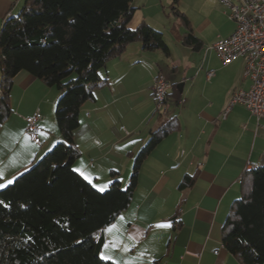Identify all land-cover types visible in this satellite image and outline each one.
Segmentation results:
<instances>
[{
    "label": "crops",
    "instance_id": "crops-1",
    "mask_svg": "<svg viewBox=\"0 0 264 264\" xmlns=\"http://www.w3.org/2000/svg\"><path fill=\"white\" fill-rule=\"evenodd\" d=\"M162 1L142 4L149 3L160 13ZM205 1L214 9L223 7L219 0ZM23 2L0 0V28ZM142 17L140 21L151 23L152 16ZM228 33H218L213 43ZM147 53L140 42H133L121 56L109 60L101 69L107 82L81 108L74 132L80 155L74 168L100 189L111 182V170L119 172L124 186L128 184L135 155L165 118L146 119L153 109L149 100L143 119H118L125 112L120 99L137 92L154 98L156 77L171 78L158 62L160 55ZM146 65L153 70L142 81ZM244 67L243 58L224 64L207 49L192 75L179 81L184 83L182 98L172 113L180 128L145 159L131 204L99 233L103 258L110 257L115 264H242L223 245L224 223L240 196L243 172L264 164V117L258 120L243 104H235L224 116L232 94L250 88ZM59 96L57 88L31 73L17 74L10 97L13 111L0 128V184L13 180L61 140L55 120ZM37 113L41 119L33 138L26 131L27 118ZM187 174H196L195 182L181 188Z\"/></svg>",
    "mask_w": 264,
    "mask_h": 264
},
{
    "label": "trees",
    "instance_id": "trees-1",
    "mask_svg": "<svg viewBox=\"0 0 264 264\" xmlns=\"http://www.w3.org/2000/svg\"><path fill=\"white\" fill-rule=\"evenodd\" d=\"M134 0H24L17 14L0 28V128L11 115L15 77L26 71L60 96L55 120L61 134L51 149L0 188V264H115L101 256L99 233L131 204L145 159L173 131L180 128L172 108L182 93L171 83L160 126L135 155L126 186L119 172L101 190L74 168L80 155L74 132L83 104L95 99L107 79L101 69L140 42L148 52L170 55L163 32L146 21L130 23ZM179 0L171 7L177 9ZM185 32L183 44L195 50L203 41L189 17L177 9ZM187 174L180 187L195 182ZM240 196L230 206L224 223L223 245L242 264H264V164L243 172Z\"/></svg>",
    "mask_w": 264,
    "mask_h": 264
},
{
    "label": "rangeland",
    "instance_id": "rangeland-1",
    "mask_svg": "<svg viewBox=\"0 0 264 264\" xmlns=\"http://www.w3.org/2000/svg\"><path fill=\"white\" fill-rule=\"evenodd\" d=\"M143 2L144 0L134 1V6L137 5L138 7L130 26L136 27L141 22L140 20H142V16H144V14L152 16L151 23L148 21L147 23L163 32L164 39L170 48V55L167 56L162 50L148 52L147 54L154 56L153 53H158L161 57L158 62H160L161 66L164 67V71H167L170 74V80L175 82H179L180 80L185 79L186 77L188 78L192 75L195 66L200 62L201 56L205 50H207V47L212 45L218 33L227 30L229 33H232L235 28V23L231 21L225 13L226 7L223 6L220 10H218L217 8L214 9L212 5L205 0H179L176 5L177 9L189 17L195 35L204 41L203 48L201 50H195L182 42L185 26L181 17L177 14V9L171 7V0L162 1V3L158 6L160 8V13L156 12L155 6H152L149 3L147 5H143ZM173 66L176 67L175 72H172L171 70ZM149 67V65H146L144 75H140L142 81H145L146 77H148L150 72H152L153 69H150ZM134 90H138V87ZM146 95V93L137 92L135 95L128 98L124 97L120 99L119 102L124 105L125 112H122L123 115L119 116L118 119H143V112L147 108L149 100L153 102L151 114L156 111L157 102L155 97L152 98L151 96L148 97ZM119 102H115L114 105L116 106ZM115 110H117V108ZM151 114L146 119L157 121L164 116L166 117L165 114L161 116L158 112L152 116ZM146 125L147 124H145V128ZM107 143L109 142L107 141L105 144ZM53 146L54 145H52V147ZM106 188L107 187L102 189L104 190Z\"/></svg>",
    "mask_w": 264,
    "mask_h": 264
},
{
    "label": "built area",
    "instance_id": "built-area-1",
    "mask_svg": "<svg viewBox=\"0 0 264 264\" xmlns=\"http://www.w3.org/2000/svg\"><path fill=\"white\" fill-rule=\"evenodd\" d=\"M226 7L227 16L235 23V29L226 37H220L208 46L214 50L224 64L243 58L244 77L250 79L247 90L235 91L224 112V116L235 104H243L259 120L264 117V0H219ZM213 71L208 72V77ZM171 87L165 75L156 77L153 94L157 102L156 111H162L166 93ZM40 114L27 118V133L37 137Z\"/></svg>",
    "mask_w": 264,
    "mask_h": 264
},
{
    "label": "snow or ice",
    "instance_id": "snow-or-ice-1",
    "mask_svg": "<svg viewBox=\"0 0 264 264\" xmlns=\"http://www.w3.org/2000/svg\"><path fill=\"white\" fill-rule=\"evenodd\" d=\"M0 175H3V173H0ZM82 175H83V173H82ZM87 178V177H86ZM14 183V179L13 180H7V184H0V188H4V187H6L7 185H11V184H13ZM101 190H103L102 188H101ZM107 259H110V257H106Z\"/></svg>",
    "mask_w": 264,
    "mask_h": 264
},
{
    "label": "water",
    "instance_id": "water-1",
    "mask_svg": "<svg viewBox=\"0 0 264 264\" xmlns=\"http://www.w3.org/2000/svg\"><path fill=\"white\" fill-rule=\"evenodd\" d=\"M178 86L180 88V91L183 92V86H184V83L181 82V83H178Z\"/></svg>",
    "mask_w": 264,
    "mask_h": 264
}]
</instances>
